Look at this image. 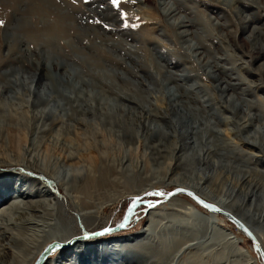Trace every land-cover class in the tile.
I'll return each mask as SVG.
<instances>
[{
	"label": "rangeland",
	"instance_id": "374dc122",
	"mask_svg": "<svg viewBox=\"0 0 264 264\" xmlns=\"http://www.w3.org/2000/svg\"><path fill=\"white\" fill-rule=\"evenodd\" d=\"M163 1L175 2L180 7L178 11L181 16H193L203 20L210 17L213 22L218 20L227 23L229 28L224 31L230 30L237 34L229 44L253 51L251 43L247 41L249 30L241 33L242 25L235 13L228 7L212 5L216 2L213 0H187L188 6L178 4V0H121L119 7L113 5L111 0H0V21L3 22L0 23V86H8L11 76L15 73L29 78L37 74L34 85H41L38 106L33 104L37 101V96L31 97L25 91L17 95L0 94V177L5 179L20 176L25 180L30 178L37 184L38 181L42 182L46 188L51 189L58 198L63 214L58 218V225L47 229L48 233L67 230V233L70 232L74 236H82L105 227H113L122 220L135 195L127 193L123 198L120 197L122 199L119 202L113 203L112 197H116L120 192L132 188L138 191L143 187H152L163 192L171 191L176 188V184L144 186L150 182H158L167 173L170 177L196 180L203 176L202 171L206 165L197 164L196 161H184L181 153L176 155V158L172 157V150L178 142L176 131H182L183 128L176 130L172 126L165 109L160 107L161 101L158 103L156 98L163 93V90L159 89L163 84L164 87L167 85L178 92H188L189 96L191 94L188 100H194V106L199 107L202 103L195 98L201 94L196 85H192L195 82L204 84V90L214 97L211 93L213 85L204 71L198 69L197 65L194 66L185 53H179L181 46L161 10L160 3ZM241 8H244L245 13L251 11L243 6ZM263 25L262 17L259 20L254 19L249 28L261 27L263 32ZM213 32L219 38L217 35L220 33L217 30ZM206 40L204 47L209 49L210 56L218 58L225 53L219 40ZM235 49L236 52H241L238 48ZM263 61V58H260L257 62H250L249 67L238 62L235 69L241 68L244 76L249 77L248 70L255 72L254 69ZM225 66L231 65L228 63ZM158 69L170 75L173 81L170 84L165 83ZM5 74H8L9 78L4 77ZM64 75L72 76V84L78 94L87 99L89 104H101L103 112L97 116L95 125L91 124L83 129L72 126L73 121L69 119L73 117V107L57 93L64 87L61 84ZM236 76L229 80L239 83L238 79V82L235 80ZM253 78L259 79V76ZM155 80H158V83ZM82 82H86V86H83ZM239 85L237 92L247 90L248 85L241 82ZM43 93L51 96V102L47 105L51 111L45 113V116H42L41 110L45 108L48 95L46 97ZM125 96H130L139 105L125 100ZM88 98L95 101H89ZM247 98L254 102L258 109L264 108V90L256 89L253 96ZM133 106L136 107L133 111L138 113L141 111L140 106L144 107L140 112L142 119L137 120L128 114H122L121 110H128ZM171 117L175 121L181 120L179 114H172ZM181 125L184 127V123ZM11 126L17 131L16 139L20 137V141H13L8 131ZM221 129L224 131V139L231 142V147L235 148V153L230 155L234 162L245 165L250 156L257 154L234 137V125L223 122ZM157 143L166 145L167 153L164 156L158 157L159 155L154 154L153 146ZM89 149L98 152L100 159L97 165L92 163L91 166V163L82 157L83 152L86 153ZM191 152L193 153L186 152L184 158L190 156ZM30 156L50 164L58 162L57 171L70 168L71 171L81 172V178L71 180L75 183L73 192H70L74 198H67L66 194L63 195L65 198L62 197L57 190L59 188L55 187L56 183L55 186L53 184L54 180L50 181V184L46 176L41 177L35 171L29 170L27 163L22 160H27ZM64 156L77 158L79 166L67 159L65 161ZM254 159L255 162L256 158ZM175 163L181 167H175ZM261 165L260 169H264ZM60 188L62 189L61 186ZM11 194L14 195L15 192L12 191ZM180 197L190 200L201 212L212 215L188 195L179 194L172 199ZM16 200L21 199L13 197L10 203ZM75 203L89 212L100 207L99 219L94 220L96 222L93 226L87 225L83 214L74 206ZM168 203L169 201L147 211L143 210L144 206H139L137 214L132 217V224L126 230L119 231L120 234L138 240V233L145 231L149 224L147 214L151 210L176 213L164 209ZM174 215L188 218L183 214ZM217 215L219 219L213 227L217 225V228L231 233L237 240L242 238L241 244L236 245L229 238L222 239L213 232L211 225L207 231H201L202 236L192 241L194 246L188 248L189 245H185L182 246L183 249L180 248L182 250L177 252L176 264H249L251 261L247 262L245 254L237 252L238 246L244 247L253 258L255 257L257 264H262L250 239L226 217ZM202 216L205 215L202 213ZM168 220L163 223L169 225ZM258 229H261L260 226ZM87 240L90 239L82 241L88 244ZM261 244L264 249V233ZM100 257L93 256V262L88 264H101L99 262L104 257ZM98 258L100 261H97ZM136 261L140 262L135 258L128 262L134 264Z\"/></svg>",
	"mask_w": 264,
	"mask_h": 264
},
{
	"label": "bare ground",
	"instance_id": "6f19581e",
	"mask_svg": "<svg viewBox=\"0 0 264 264\" xmlns=\"http://www.w3.org/2000/svg\"><path fill=\"white\" fill-rule=\"evenodd\" d=\"M213 1L216 2H213L212 5L228 7L235 13L242 25L241 33L249 30L247 41L251 43L253 51H249L250 49L246 50L239 45L235 47L233 44H229L237 37V34L230 30L225 32V28L229 26L227 23H222L218 20L213 22L209 16L210 19L205 20L197 17L194 18L193 16L184 17L179 14L178 10L180 7L175 2L163 1L160 3L168 26L173 30L175 39L176 41L178 40L181 46L178 49L179 53H185L191 62L193 61L194 66L197 65L198 69L204 71V74L213 85L211 93L214 97L204 90V84L195 82L192 85V87L196 85V89H199L198 91L201 94L195 100L201 102L202 106L207 105L203 109L200 105L199 107L194 106V100H188V97L191 96V94L190 96L188 95V92H178L167 85L164 87L163 84L159 86V89L163 90V93L156 98V100H159L157 102L161 101L160 107L165 109L172 126L176 130L183 128L182 131H176L178 142L174 145L172 157L176 158V155L181 153L184 161L192 163L196 161L197 164L206 165V168L202 171L203 176L197 180L186 177H170L167 173L162 179L159 180L158 178V182L151 183L149 181L150 183L144 184V186H152L154 184L170 186L176 184V188H184L237 217L252 230L259 242H262V233H264V169H260L259 165L262 164L264 167V108L258 109L255 103L247 97L253 96V92L256 89L264 90V61L254 69L255 72L248 70L249 77L244 76L242 70H240L241 68L235 69V65L240 62L242 65L247 64L249 67L250 62H257L260 58L264 60V31L262 32L261 27L257 26L249 28V24L254 19L259 20L262 17L264 18V0ZM177 2L180 5L183 3L188 6L187 0H178ZM241 6L251 11L245 13L243 11L244 8H241ZM215 30L220 33L219 35L216 34L219 38L215 36L213 32ZM207 38L211 39L212 42L219 40L218 42L225 53L218 58L210 56L209 49L204 47V41H207ZM235 48H238L241 52H236ZM258 50H263V52ZM228 63L231 65L230 67L225 66ZM158 71L165 83L170 84L173 81L172 77L166 75L162 69H158ZM233 74L237 75L235 80L238 79L243 85L249 86H247V90L237 92L240 89V82L233 83L235 81L229 80L233 78ZM6 76L9 78L8 74L4 75V77ZM255 76H259V79L254 80L253 77ZM11 77V83L8 86H0V94L14 93L17 95L25 91L31 97L37 96V101L35 100L33 103L36 106L38 104V92L40 93L41 90V85L39 87L38 84L34 85L37 74L29 78L23 74L15 73ZM63 77L64 79L61 84L64 87L57 91V93L68 100L69 104L73 107V117H69V120L73 121V124L71 123L72 126H78V129H83L91 124L95 125V120H98L97 116L100 112H103L101 104H89L87 99L82 98L78 94V90L72 84V76L64 75ZM155 81L158 83V80ZM82 85L86 86V82H82ZM44 95L47 97L48 94ZM50 97L48 95L45 108L41 110L42 116L47 115L45 113L51 111L47 108V105L51 102ZM89 97L91 96L89 95ZM123 98L134 105H139L130 96ZM91 99L95 101L93 98H90L89 101ZM58 107L61 108L59 104ZM140 107L141 111H143L144 107ZM131 108L121 110L122 114H128L137 120L142 119L143 115L140 113L141 111L138 113L137 111H133L136 107L133 106ZM172 114H179L181 120H173ZM223 122L227 125H234V137L248 149L257 152L256 155L253 154L247 159L245 165L234 162L231 159L230 155L235 153V148L231 147V142L224 139V131L221 129ZM181 123H184V127ZM52 124H54L53 121ZM8 131L14 141L17 137V131L12 126ZM131 137L134 138L136 136ZM18 140H21L20 137L15 141ZM153 151L155 155H159L158 157L164 156L167 153L166 145L157 143L153 146ZM189 151H193V153L191 152L190 156L184 158L186 152ZM84 152L83 154L81 153L82 157L88 160L91 166H93L92 163L97 165V161L100 159L97 155L98 152L96 153L95 150L91 149L86 151V153ZM64 157L65 161L67 159L75 165L79 163V160L75 157ZM215 157H218V159ZM254 158H256L255 162L253 161L255 160ZM22 161L27 163L29 170L35 171L41 177L46 176L47 178H45L48 183L54 180L53 184L55 186L56 183L55 187L59 188L56 189L60 191L62 197L66 194L67 198H74L70 192L75 187V183L73 184L71 180L81 178V172L79 173L77 170L71 171L70 168L57 171L56 163L58 162L50 164L33 156ZM179 166L180 164L175 163V167ZM208 169H211V171H208ZM152 190L155 189L152 187H143L138 191L133 188L128 189L120 192L116 197H112L111 201L113 203L119 202L127 193H135L132 199L139 198ZM12 191L15 192L14 195L11 194ZM183 194L188 195L186 193ZM41 196H47L48 198L41 199ZM121 196L122 198H120ZM13 197L21 200L10 203ZM172 198L168 200L169 203L164 209L176 213L170 214L151 210L147 214L149 216V224L145 231L138 233L139 239H136V241L130 237L127 238L121 235L120 232L98 238L91 237L92 239L82 238L83 235L74 236L70 232L67 233V230L61 233L47 232V229L50 227L53 228L58 225V218L63 213L59 206L58 198L42 182L38 181L37 184L33 179L29 178L25 180L20 176H12L5 179L0 177V203H2L0 205V264H34L48 244L54 241L67 243L71 242L73 238H75L74 241L68 246L61 249L56 248L44 264H88V262H93L92 258L96 255L99 258H101L100 255L104 257L99 262L101 264H130L128 261L134 258L140 260V262L136 261V263L139 262L138 264H176L175 258L177 257V252L179 253L183 249L182 246L189 245L188 248L194 246L192 241L202 236V230L207 231L211 225L213 227V224H217L216 220L219 219L217 214L220 213L207 210L212 215L206 214L205 212H201L194 203L186 198ZM74 206L83 214L88 226L96 222L94 220L99 219L100 207L96 211L89 212L81 209L83 207L81 206L80 208L76 203ZM202 213L205 216H202ZM174 214H183V216H187L188 218H181ZM220 215L226 217L223 214ZM164 220H168L170 224L166 225L163 223ZM131 224L132 219L129 225ZM258 226L261 229H258ZM213 232L222 239H232L236 245H240L242 242L240 240L242 238L237 240L234 236H231V233L224 231L220 227L217 228V225L213 227ZM80 239L90 240H87L89 241L87 244L85 243L86 241ZM261 247L263 248L262 244ZM254 250L262 261L259 251L255 248ZM262 251L264 253V249ZM237 252H243L247 257V262L251 261L250 263L248 262L249 264H257L256 258H253L244 247L238 246ZM99 258L97 261H100Z\"/></svg>",
	"mask_w": 264,
	"mask_h": 264
},
{
	"label": "water",
	"instance_id": "95a60500",
	"mask_svg": "<svg viewBox=\"0 0 264 264\" xmlns=\"http://www.w3.org/2000/svg\"><path fill=\"white\" fill-rule=\"evenodd\" d=\"M177 189H184V188H175V189L168 191V192H163L160 190H154V191H151L148 194L143 195L139 198L132 199L128 205V208L124 214V217L122 218V220L120 222H118L113 227H105L102 230H99L97 232H93L90 234L83 235L82 238H91V237L98 238V237L113 234L115 232H119L121 230H126L129 227V224L131 223L132 217L137 214V212H138L137 209L139 206H144L143 210L147 211L149 208L156 207L157 205L165 203L171 197L186 193L192 199H194L200 206L205 208L206 210H208L210 212H216V213L223 214L233 224H235V226L238 229H240L250 239L251 243L253 244V247L259 251V253L262 257L263 264H264V253L262 251L263 248L261 247V244H260L259 240L257 239L256 235L252 232V230L248 226H246L237 217H235L232 214H230L229 212L219 208L218 206H215V205L209 203L208 201L204 200L200 196H197V195L191 193L190 191H187L186 189H184L185 191H177ZM147 197H150V198L147 199ZM152 197H156V199H151ZM200 201H203V203H201ZM206 205H208L210 207H208ZM74 239L75 238H73L71 240V242L69 241L67 243H60V242L54 241V242L48 244L45 247V249L41 252V254L38 256V259L35 261L34 264H44L47 261L48 257L51 255V253L56 248H64V247L68 246L70 243H72L74 241Z\"/></svg>",
	"mask_w": 264,
	"mask_h": 264
},
{
	"label": "snow or ice",
	"instance_id": "6c2138e0",
	"mask_svg": "<svg viewBox=\"0 0 264 264\" xmlns=\"http://www.w3.org/2000/svg\"><path fill=\"white\" fill-rule=\"evenodd\" d=\"M120 2H121V0H111V3L117 7H119ZM0 23H3V22L0 21ZM132 26L135 27L136 25H132ZM177 191H185V190L184 189H177ZM200 202L203 203V201H200ZM206 206H208V205H206ZM208 207H210V206H208Z\"/></svg>",
	"mask_w": 264,
	"mask_h": 264
}]
</instances>
